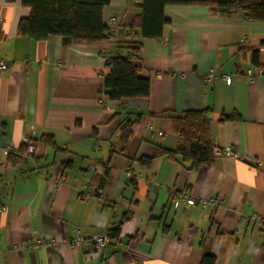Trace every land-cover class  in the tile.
Masks as SVG:
<instances>
[{"label": "crops", "instance_id": "1", "mask_svg": "<svg viewBox=\"0 0 264 264\" xmlns=\"http://www.w3.org/2000/svg\"><path fill=\"white\" fill-rule=\"evenodd\" d=\"M108 1L113 38L67 44L20 36L30 8L0 0V61L8 65L0 73V264H202L207 255L216 264H264V228L253 219L264 217V81L246 75L264 69V23L168 5L163 39L141 41L137 65L150 96L115 102L100 93L103 55L127 54L123 28L141 9L139 0ZM211 69L233 85L208 84ZM204 109L213 147L231 146L244 161L217 158L191 171L181 157L156 156L178 147L174 118ZM233 114L241 120L224 121ZM31 129L35 155L13 166L9 154ZM172 192L197 205L175 207ZM211 199L217 204L200 206ZM120 222L119 239L97 248L92 238Z\"/></svg>", "mask_w": 264, "mask_h": 264}, {"label": "trees", "instance_id": "2", "mask_svg": "<svg viewBox=\"0 0 264 264\" xmlns=\"http://www.w3.org/2000/svg\"><path fill=\"white\" fill-rule=\"evenodd\" d=\"M30 8L29 18L22 19L18 34L35 41H46L51 36L62 37L65 43H101L113 38V31L104 22V10L108 0H20ZM131 1V0H129ZM141 13L129 27L123 28V43L127 54L108 53L105 65L109 69L100 91L111 101L121 102L128 99L148 98L151 81L140 75L137 65L142 50L141 41L145 39L162 40L168 23L165 8L168 5H202L209 8L213 16L241 15L249 21L264 23V0H139ZM264 46V42L262 43ZM253 64L259 66V52H254ZM238 114L226 116L224 121H240ZM173 128L179 137L175 151L158 148L156 156L171 159L181 157L183 163L191 165V171L213 167L217 158L213 147L211 131V111L185 112L174 118ZM41 141L56 150L54 138L43 136ZM35 145V142H34ZM26 145L17 152L9 154L13 166L23 163ZM151 159L144 161L149 163ZM65 169L71 161L63 164ZM133 180V179H132ZM123 222L109 232L111 240L119 239ZM215 257L207 255L202 264H216Z\"/></svg>", "mask_w": 264, "mask_h": 264}, {"label": "built area", "instance_id": "3", "mask_svg": "<svg viewBox=\"0 0 264 264\" xmlns=\"http://www.w3.org/2000/svg\"><path fill=\"white\" fill-rule=\"evenodd\" d=\"M109 23L112 25H115L117 23V18L112 17L109 20ZM112 30V28H110ZM111 40V39H110ZM114 45L116 46V42H113ZM108 54V52H105L103 56H106ZM7 63L4 61H0V73L3 72L6 68H7ZM246 75L249 79V81L253 82L255 80H257L258 78L262 79L264 81V69H259V71L257 73H254L251 70H248L246 72ZM205 80L208 84H212L216 81H221L224 82L225 84H227L228 86L233 85L234 83V77L230 76L228 74H224L222 72H218L214 69H211L207 75L205 76ZM35 130L31 129L26 137H25V145L27 147L26 153L24 155V162H28L29 160H31V158H33V156L35 155V145H34V137H35ZM162 136V134H160ZM215 157L216 158H227V159H232L235 161H244V158L237 153L235 150H233V148L231 146L228 147H224V148H216L215 149ZM129 178H131V174L129 173ZM57 181H59L60 183L65 182V178H59ZM87 187L85 188V190L83 191V193H81V198H86L87 197ZM171 200L173 202V205L175 207H178L179 204L181 202H183L187 208H191L197 205V200L190 195L187 192L182 193L180 196H176L175 192L171 193ZM200 206L202 208H207L209 206L210 203H214L217 204L215 202V200H205V201H201L199 202ZM253 219L256 220L262 228H264V217L262 216H253ZM78 241V243L82 242L84 240V236H78L76 238ZM93 243L97 246V248L99 249H103L106 247V245L108 244L110 238L109 236H104V237H93L92 238ZM38 243H42V240L39 239ZM103 264H109L108 262H103Z\"/></svg>", "mask_w": 264, "mask_h": 264}]
</instances>
